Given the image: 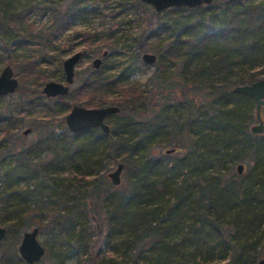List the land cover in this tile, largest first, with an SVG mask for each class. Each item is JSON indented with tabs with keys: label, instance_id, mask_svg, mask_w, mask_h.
<instances>
[{
	"label": "trees",
	"instance_id": "16d2710c",
	"mask_svg": "<svg viewBox=\"0 0 264 264\" xmlns=\"http://www.w3.org/2000/svg\"><path fill=\"white\" fill-rule=\"evenodd\" d=\"M100 1L71 0L62 8L59 0H36L14 11L8 5L4 8L0 6V60L11 62L16 57L23 61L28 59L26 64H30V71L40 74L41 67L37 61H30L28 52L17 56L14 54L29 49L32 42L43 47L54 44L72 28L77 18L97 16ZM211 4L212 7L207 6ZM31 12L48 14L49 18L38 23L29 18ZM166 12L187 13L186 16L191 19L188 24H183L175 20L174 16L171 24L162 21V25L158 22V25L150 27L156 34L153 37L158 38L156 41L160 43L159 49L162 44L159 39L162 31L171 30L170 35L165 38L166 41L170 40V45L163 51H156L159 50L168 60L182 63L187 77L194 78V92H198L203 84L206 85L210 94L208 96H213L212 103L207 104L208 110L197 118L191 115V131L188 128L186 130L185 124L180 125L169 118L167 108L139 120L135 115L144 112L142 104L146 96L143 89L136 84L130 87V93L123 94L122 90L119 91V86L130 85L133 81L125 71L118 75L107 74L103 64L100 68L91 70L82 85L67 95L77 93L82 98L80 102L87 106L103 105L111 101L120 107V111L114 115L128 114L131 123L119 130L114 126L109 133L101 128L80 132L69 130L67 133L70 139L64 143L63 150L68 151L71 165L76 169H81L88 162L90 168L97 170L106 154L114 151L127 154V182L119 187L107 184L99 189L97 186V190L93 192L108 211V241L122 234L126 236L125 247L128 250L134 248L135 264H197L198 259L206 262L213 258L206 257L212 256L209 241H217V234L224 232L233 235L232 243L229 244L231 256L224 264H239L242 255L247 252L245 246L249 244L252 249V245L256 247L263 239L264 134L255 135L248 130V116V119L245 118L235 125L224 116L213 114L212 109L214 104L222 110L234 106L236 113L243 114L247 102H255L245 94L236 93L234 87L261 79L259 74L250 72V69L255 66V62L264 60V1L213 0L210 4L196 8L170 7ZM154 16L160 20L161 12L156 11ZM141 46L145 50L144 44ZM160 64L163 65L159 66L152 80L166 89V84L171 83L164 76L166 64ZM247 66L249 69L245 68ZM35 90L40 91L38 88ZM16 91H22L20 86ZM65 96L57 98L62 100ZM22 120L17 113L0 111V134L3 133L1 144L11 140L13 133L10 132V127ZM117 132L119 138L113 144L103 142L110 134ZM216 132L217 136L213 135ZM88 133L91 134L89 139L79 141L80 135ZM206 134L207 139L203 138L207 141L206 146L213 147L216 143H221L222 139L228 148L237 151L242 147L240 152L246 154L244 160H247L251 169L245 174L248 168L245 165L242 174L228 178L213 175L206 164L208 160H203L205 156H210L206 153L198 161L200 167L187 168L183 162L180 163L186 176L184 180L171 179L170 168L163 164L153 147L166 143L177 151L187 145L188 135ZM41 139L43 140L40 143L45 148H50L54 136ZM20 145L22 158H26L24 171H38L35 168L37 165L34 164L33 169L28 161L29 149L25 148L24 143ZM211 150L208 149L212 152ZM123 164L125 168V163ZM188 175L192 176V180H189ZM8 176V171L3 172V178ZM85 177L86 174L83 178ZM115 188L118 192L113 191ZM13 195L9 188L0 190V224L7 222V215L10 216L14 208ZM23 198L36 206L34 212L28 209L21 214L26 219L25 224L40 221L45 216L43 210L50 201L31 193L23 194ZM53 220L55 226L61 225V228H65L66 225L70 230L76 228L74 216L64 218L57 215ZM202 232L206 235L201 236L199 241L198 233ZM250 233L256 237L258 235L257 240L252 241L253 236ZM241 237L245 241L244 246L234 241ZM190 241L196 242L192 244ZM205 248L207 251H204ZM226 258L222 257V260Z\"/></svg>",
	"mask_w": 264,
	"mask_h": 264
},
{
	"label": "rangeland",
	"instance_id": "374dc122",
	"mask_svg": "<svg viewBox=\"0 0 264 264\" xmlns=\"http://www.w3.org/2000/svg\"><path fill=\"white\" fill-rule=\"evenodd\" d=\"M31 1L36 0H0V6L4 8L5 5H8V8L14 11L21 9ZM70 1L59 0L62 8ZM207 6L212 7L213 4ZM166 11L167 9L161 11V19L159 20L158 17L154 16L155 8L141 0H101L98 5L97 16L88 19L77 18L74 20L72 28L59 37L54 44L43 47L32 42L29 49L14 54L17 56V54L23 55V52H28L30 61H37L41 67L42 72L40 74L30 71V64H26L28 59L23 61L16 57L11 62L0 60V74L5 66L11 65L22 89V91L0 97V111H12L17 113L19 119H23L10 127V132L13 133L11 140L3 144L0 143V190L9 188L14 193V208L10 216L7 215V222L0 224L7 229L0 250V264H27L20 256L19 245L24 232L32 231L36 227L39 229L38 240L45 247L44 256L36 264H135L134 248L128 250L125 247L124 239L126 236L122 234L108 241L106 236L109 230L107 225L108 211L98 197L94 196L93 192L97 190V186L101 189L102 185H114L109 178V173L114 171L121 162L125 163L122 182L120 185L114 186L119 187L127 182V154H118L117 151L106 154L97 170L90 168L88 162L86 165H82L81 169H76L71 165L68 151L63 150L64 143L70 139L67 133L69 129L66 123V115L73 106L81 105L95 108L115 105V103L107 101L103 105L87 106L80 102L82 98L77 93L69 94L64 99L59 100L57 97H47L43 93V87L52 80L66 83L63 63L68 57L81 52L82 56L76 65L75 80L70 85V92L74 91L82 85L84 78L91 70L96 69L93 66L94 59L102 58L103 69L107 74L118 75L125 71L133 81L130 85L122 84L119 86V91L122 90L123 94L130 93V87L136 86V84L143 89L146 96L145 102L142 104V111L144 112L135 115L137 119L142 120L151 117L163 108H167L166 112L169 118L176 120L180 125L185 124L186 130L188 128V131H191L189 130L191 128L189 124L191 115L194 118H197L198 115H204L208 110L207 104H211L213 101V96H208L210 95L209 89L205 84L198 92H194V86H192L194 78L187 77L186 71L182 69V63L168 60L158 52L170 45V40L166 41L165 38L170 35L171 30L162 31L159 38L162 44L161 49H159L160 43L156 41L158 38L153 37L156 34L151 31L150 27L158 25V22L160 25L163 23L171 24L175 17V20L177 19L183 24H188L191 19L186 16L187 13H167ZM29 18L39 23L45 22L49 15L31 12ZM262 39L264 46V27ZM142 44H144L145 50L142 49ZM156 49L159 50L156 51ZM106 51L107 55L103 56ZM146 53L155 54L157 56L156 62H146L143 59V55ZM160 62L166 64L164 76L171 83L166 84V89L152 80L159 66L163 65ZM254 65L250 72L257 73L260 78H263L264 60L255 62ZM245 68L249 69V66ZM37 88L40 91L35 90ZM212 112L224 116L235 125L248 116L250 118L249 131L252 125L258 123L256 104L251 100L247 102L243 114L236 113L234 106H228L222 110L217 108L215 104ZM106 122L111 128L116 126L118 130L131 123L128 114L111 115L106 119ZM27 129H31V131L25 134ZM118 134V132L110 134L103 142L113 144L119 138ZM2 135L3 133L0 134V138ZM49 135H53L54 141L58 140L59 143L53 141L49 146L50 148H45L44 144L40 143L43 140L41 137ZM213 135L217 136V132ZM241 136L243 137V135ZM88 137H91L90 133L80 135L79 141L89 139ZM207 137L208 134L188 135L186 137L187 145L180 150L175 151V149L172 153H168L167 149L174 147L166 143L155 145L153 150L155 149V154L159 155L163 164L170 168L169 175L171 179L176 181L186 178L180 168V163L183 162L187 168L200 167L198 161L206 153H209L210 156H205L203 160H208L206 164L213 175L224 176V178L237 175V166L241 163L248 166L245 174L251 169L247 160H244L246 154L240 152L242 147L238 148L237 151L228 148L222 139L221 143H216L213 147L206 146L207 141H204L203 138L207 139ZM16 143L17 145H15ZM22 143H24L25 148L29 149L28 161H30L31 166L36 164L35 168L40 171L33 170L32 173L24 171L26 166L24 159L26 158H22V150L20 149ZM208 149H212V152ZM35 168L33 167V169ZM5 171L9 172L7 178H3ZM85 174L86 177L83 178ZM189 178L192 180V176ZM113 191L118 192L117 188ZM29 193L50 201V204L43 210L45 216L40 218L38 222L31 221L32 224L30 225L25 224L26 219L21 215L28 209L34 212L36 207L29 200H24L23 194L28 195ZM14 211L19 212V214ZM57 215L64 216V218L69 215L74 216L76 228L70 230L69 226L66 225L65 228H61V225L55 226L53 217ZM262 233L263 239L258 242L259 245L256 247L252 245V249L249 244L245 246L247 252L245 253L244 248L243 253L245 254L242 255L239 264H259V261L264 258V231ZM198 234L199 241H201V236L206 235L205 232ZM250 236H253L252 241L258 238V235L256 237L252 233ZM232 238L233 235L230 236L226 232L217 234V241L211 239L208 244L212 256L207 255L206 257L213 258L206 262L198 259L197 264L227 263L231 256L229 244L232 243ZM234 241L242 246L245 245L242 237ZM194 242L190 241L192 244ZM204 251L207 249L205 248ZM257 253L261 255H256ZM222 257L227 258L222 260Z\"/></svg>",
	"mask_w": 264,
	"mask_h": 264
},
{
	"label": "water",
	"instance_id": "95a60500",
	"mask_svg": "<svg viewBox=\"0 0 264 264\" xmlns=\"http://www.w3.org/2000/svg\"><path fill=\"white\" fill-rule=\"evenodd\" d=\"M151 4L157 12H161L170 7H188L196 8L205 4H210L213 0H141ZM107 55V51L103 56ZM82 56L81 52L68 57L64 63V71L66 74V83L58 81H48L43 87V93L47 97L65 96L70 92V85L75 80L76 65ZM143 59L148 63H155L157 56L155 54L146 53ZM102 58H96L93 61V66L98 69L102 65ZM19 87V80L15 77L14 69L11 65L3 68L0 74V97L16 92ZM234 91L239 94H245L254 99L256 103V118L258 123L251 126L250 130L253 134H264V77L250 84H241L234 87ZM120 107L117 105H108L103 107H85L75 105L66 115V123L68 129L72 132H80L85 129L100 127L106 133L111 130L106 119L118 113ZM31 129H27L25 134H28ZM175 149H167L168 153L174 152ZM245 165L239 164L237 170L239 174L244 172ZM124 164L119 163L117 168L109 173V178L114 185H120L122 182V173ZM39 229L36 227L32 231L24 232L21 244L19 245V253L21 258L27 264H36L45 254V247L38 240ZM7 233V229L0 225V250L3 238ZM259 264H264V258L259 261Z\"/></svg>",
	"mask_w": 264,
	"mask_h": 264
},
{
	"label": "bare ground",
	"instance_id": "6f19581e",
	"mask_svg": "<svg viewBox=\"0 0 264 264\" xmlns=\"http://www.w3.org/2000/svg\"><path fill=\"white\" fill-rule=\"evenodd\" d=\"M95 128H100V127H95ZM91 129V128H90ZM85 130H87V129H85ZM83 131V130H82Z\"/></svg>",
	"mask_w": 264,
	"mask_h": 264
}]
</instances>
